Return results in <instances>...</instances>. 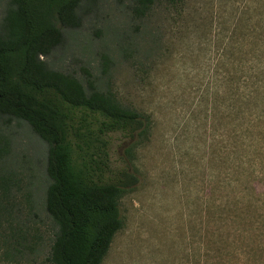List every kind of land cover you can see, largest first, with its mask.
I'll list each match as a JSON object with an SVG mask.
<instances>
[{
    "label": "rangeland",
    "instance_id": "obj_1",
    "mask_svg": "<svg viewBox=\"0 0 264 264\" xmlns=\"http://www.w3.org/2000/svg\"><path fill=\"white\" fill-rule=\"evenodd\" d=\"M132 8L85 5L45 59L148 119L129 138L98 133L93 114L71 116L97 137L86 150L94 179L132 177L101 264H264V0ZM0 144V264H44L55 232L43 209L46 145L14 119L0 121Z\"/></svg>",
    "mask_w": 264,
    "mask_h": 264
},
{
    "label": "trees",
    "instance_id": "obj_2",
    "mask_svg": "<svg viewBox=\"0 0 264 264\" xmlns=\"http://www.w3.org/2000/svg\"><path fill=\"white\" fill-rule=\"evenodd\" d=\"M95 1L9 0L0 18V121L26 122L46 145L43 209L55 232L44 264H101L121 226L118 200L132 181L127 173L118 184L94 179L86 150L97 137L85 124L73 126V112L95 115L102 135L133 138L149 125L146 116L121 105L89 77L60 73L46 63L61 46L64 30L78 27L82 7ZM157 1L131 0L132 11L142 16ZM5 156L0 144V166Z\"/></svg>",
    "mask_w": 264,
    "mask_h": 264
}]
</instances>
